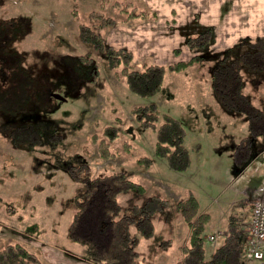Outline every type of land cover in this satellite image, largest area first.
Here are the masks:
<instances>
[{"label":"rangeland","instance_id":"1","mask_svg":"<svg viewBox=\"0 0 264 264\" xmlns=\"http://www.w3.org/2000/svg\"><path fill=\"white\" fill-rule=\"evenodd\" d=\"M132 1L153 11L154 16L125 19L126 15L116 11L110 2L105 10L117 23L104 28L103 35L107 44L131 50L137 68L148 63L166 65L187 60L201 53L187 47V35L206 27L213 31L208 57L181 70L168 69L161 90L148 97L131 93L123 76L106 68L104 54L78 39V21L72 9L82 19L88 10L100 7V0H0V22L14 18L20 25L11 47L40 77L43 90L36 94V101L43 108L37 115L40 114L38 121L45 133L32 149H16L7 134L13 125L0 113V248L18 242L36 254L41 264H92L86 259V247L68 235L75 208L73 195L82 186L72 178L70 165L74 163L86 162L92 174L122 170L144 186L142 194L120 193L118 201L122 204L142 201L151 195L171 201L195 195L199 208H206L209 213L204 238L206 257L212 256L217 243L208 235H216L223 228L224 217L230 211L239 213L243 194L236 192L233 196L230 189L223 192V187H208L204 176L218 171L230 182L236 168H245L241 180L232 183V187L242 185L243 189L250 172L256 173L257 181L248 183L249 186H257L264 179V136L251 127L248 116L219 105L210 77L213 57L230 40L264 38V0ZM85 51L92 53L99 66L100 75L95 82H88L73 71L71 57ZM229 52L236 55L237 48ZM260 53L264 64V48H260ZM9 57L10 61L14 59ZM6 59L2 57L0 61ZM250 66L253 64L247 62L246 67H240L242 90L255 106L263 107L264 66ZM0 70L6 72V64L0 65ZM52 92L65 100L49 97ZM151 104L160 118L168 114L184 128V145L193 161L184 172L170 170L165 160L154 154L155 131L141 126L130 112L134 105ZM22 111L32 113L27 107ZM105 124L119 128V136L112 143L116 155L107 159L99 156L97 143L91 139ZM54 125L60 132L57 139L48 134ZM125 142L129 144L127 148ZM232 145L237 153L234 160L228 153ZM213 146L220 148L222 154L216 165L214 153L210 152ZM197 147L202 148L200 158L195 154ZM141 156L150 158L147 168L137 161ZM203 161L206 166L198 171L194 182L177 181L175 175L186 174ZM229 194L236 201L232 208L225 204ZM180 219L172 204L155 213L154 234L142 237L137 245V264H156L155 258L163 248L160 242L167 236L172 237V243L169 245V240L164 247L172 258L177 254L180 233L187 229ZM176 221L183 225L178 226ZM167 222L169 227L165 226ZM33 223L38 230L28 231L26 227Z\"/></svg>","mask_w":264,"mask_h":264},{"label":"trees","instance_id":"2","mask_svg":"<svg viewBox=\"0 0 264 264\" xmlns=\"http://www.w3.org/2000/svg\"><path fill=\"white\" fill-rule=\"evenodd\" d=\"M110 2L111 0H100V7L88 10L82 19L72 9V14L78 21L77 36L80 42L91 45L96 52L104 54L106 68L115 74L119 72L131 93L152 96L161 90L168 69L181 70L190 63L208 57L213 34L211 27L186 37L187 47L201 53L166 65L148 63L137 68L133 63L131 50L105 42L104 28L117 23V19L105 10ZM111 5L118 9L116 11L126 15L125 19L154 16L153 11L137 6L132 0H114ZM19 32L20 25L14 18L2 19L0 22V56L7 57L4 64L0 61V65L6 64V72L0 70V113L13 125L7 133L10 144L16 149L26 150L38 145L45 134L40 126L42 123L38 121L40 114L37 115L43 107L36 101V94L43 89L36 70L25 65L22 62L24 57L17 56V50L11 47ZM233 48H237L236 55L229 52ZM260 48H264V38L255 37L253 40L242 38L218 51L213 57L215 60L210 77L212 91L219 105L230 112L245 114L256 133L264 135V106H255L248 94L242 90L240 73V67H246L247 62L253 64L250 66L253 69L264 66ZM10 55L15 61L9 60ZM71 61L73 71L84 80L95 82L98 79L99 66L91 52L76 53ZM24 107L34 115L23 112ZM130 112L141 126L155 131L154 154L164 159L170 170L184 171L190 167L191 153L184 145L185 131L179 120L168 114H163L160 118L153 104L134 105ZM56 127L54 125L48 133L51 139L59 138L60 132ZM118 136L119 128L115 124H105L99 132L92 134L91 139L97 143V152L101 158L107 159L116 155L112 143ZM124 146L127 148L129 144L125 142ZM137 161L147 168L150 158L141 156ZM70 172L72 178L82 186L73 195L75 208L68 235L86 247V259L92 264H137L140 256L137 245L140 239L154 234L155 213L170 204L180 213L189 229L187 241L182 245L183 256L173 264H232L235 252L240 257L243 244L237 241L238 234L234 236L236 242L228 241L219 245L211 257H206L204 238L207 216L206 213H199L196 198L189 196L171 201L166 197L151 195L142 201L122 204L118 201L120 193L144 192V186L130 179L125 171L92 174L87 163L82 161L71 164ZM26 229L33 232L38 227L33 223ZM168 242V239H163L160 246L165 248ZM0 264H41V261L20 243L9 242L0 248Z\"/></svg>","mask_w":264,"mask_h":264},{"label":"crops","instance_id":"3","mask_svg":"<svg viewBox=\"0 0 264 264\" xmlns=\"http://www.w3.org/2000/svg\"><path fill=\"white\" fill-rule=\"evenodd\" d=\"M242 37H244V36H242ZM237 41H238L237 37L233 38L232 40H230L225 45V47H223V49L233 45ZM246 137L247 136H245L244 139ZM235 148H236L235 145H232L230 147V149L228 150V153L230 152V155H232L233 160H234V156L237 154ZM210 152L214 153V156L216 158L214 161V165H216V163H218V159L220 160V158H222L221 150H220V148L213 146L212 149L210 150ZM195 154L198 155L200 158V156L202 154V148L197 147L195 150ZM191 159H192V157H191ZM192 162L193 161H191V164H192ZM204 163H205V161L197 162V165L194 166L190 172H188L186 174H182L181 176L175 175L177 178V181L180 182V181L185 180L186 182H191V183L194 182L197 175L199 174L198 171L201 168L206 166ZM212 168H215V167L213 166ZM244 170H245V168H243V169L236 168L235 174H233L230 182L226 181V179L224 180L223 176L218 171H211V173L208 176H204V181L206 180V182L208 183V187L211 185L214 187H223V190H224L223 192L230 189V191L233 193V196L236 195V192H241L243 194L242 198L240 199L239 213L236 214V213L230 211L228 217H224L225 218V224L223 225V228L218 231V233H217L218 235L216 234L217 236L215 239H216L217 243H216L215 248L212 249V251H211V253H213L217 246L223 245L224 243H227L228 241L236 242V239L234 236L236 234H238L237 235V238H238L237 241H239V242L241 241V243L243 244L242 252L240 254V257L238 256L239 254L237 252L234 253V259H233L232 264H255L256 263L255 260H252V259H249L246 257V255H245V244H246V239H247V227H248V222H249L250 215H251L252 202L257 198H260V197L264 198V179L257 186H249L248 183H251L253 180L257 181L256 180L257 179L256 173L250 172L249 175L246 176V181L244 183V189H243L242 185L232 187L233 182H236L237 180L240 181L241 180L240 178L242 177V175L244 176V174H245ZM179 172H182V171H179ZM178 178H180V179H178ZM191 196L196 198V200L198 201V199L195 195L191 194ZM179 197H181V196H178V198ZM229 198H230V200H228ZM228 199L225 200V202H226L225 204L228 205L229 208L234 207L236 201L235 200L233 201V199H231V194L228 195ZM198 206H199V202H198ZM199 213H202V214L206 213L207 218H209V213L206 210V208H204L203 210L199 208ZM181 221L183 222V219ZM181 221H176L178 226L183 225V223ZM169 224H170V222H167L165 226L169 227ZM188 231H189V229L187 226V229L184 228L182 231V234L180 233L181 241L178 243L177 254L172 258V256H170L171 252H168L166 250V247L161 248L162 251L158 252V255L155 258L156 264H168L170 261H172L175 258V260L171 263V264H173L175 261L180 260L182 258V256H183L182 245L187 241ZM211 234H214V233H211ZM243 235H244V237L242 238ZM167 237H168V240L172 239V237H170V236H167ZM170 243H172V240H170L169 245H170ZM237 256H238V258H237ZM169 259H171V260H169Z\"/></svg>","mask_w":264,"mask_h":264},{"label":"built area","instance_id":"4","mask_svg":"<svg viewBox=\"0 0 264 264\" xmlns=\"http://www.w3.org/2000/svg\"><path fill=\"white\" fill-rule=\"evenodd\" d=\"M217 235L209 234L208 238L214 240ZM245 255L247 258L255 260V264H264V198L262 197L252 202Z\"/></svg>","mask_w":264,"mask_h":264},{"label":"water","instance_id":"5","mask_svg":"<svg viewBox=\"0 0 264 264\" xmlns=\"http://www.w3.org/2000/svg\"><path fill=\"white\" fill-rule=\"evenodd\" d=\"M51 95L54 97V98H57L59 100H65V98L60 95L59 93H56V92H52Z\"/></svg>","mask_w":264,"mask_h":264},{"label":"flooded vegetation","instance_id":"6","mask_svg":"<svg viewBox=\"0 0 264 264\" xmlns=\"http://www.w3.org/2000/svg\"><path fill=\"white\" fill-rule=\"evenodd\" d=\"M225 49V48H224ZM224 49H221L220 51H222V50H224ZM218 52V51H217ZM0 58H2L1 56H0ZM21 60V59H20ZM3 64H4V62L5 61H1ZM18 62V61H17ZM57 99V98H56ZM34 114L32 113V116H33ZM264 136V135H263Z\"/></svg>","mask_w":264,"mask_h":264}]
</instances>
